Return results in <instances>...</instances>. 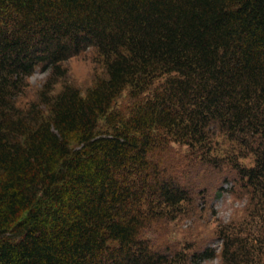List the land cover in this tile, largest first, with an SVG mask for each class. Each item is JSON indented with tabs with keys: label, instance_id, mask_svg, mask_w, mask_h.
Listing matches in <instances>:
<instances>
[{
	"label": "trees",
	"instance_id": "trees-1",
	"mask_svg": "<svg viewBox=\"0 0 264 264\" xmlns=\"http://www.w3.org/2000/svg\"><path fill=\"white\" fill-rule=\"evenodd\" d=\"M223 180L247 206L220 247L169 244ZM216 257L264 264V0H0V264Z\"/></svg>",
	"mask_w": 264,
	"mask_h": 264
},
{
	"label": "rangeland",
	"instance_id": "rangeland-1",
	"mask_svg": "<svg viewBox=\"0 0 264 264\" xmlns=\"http://www.w3.org/2000/svg\"><path fill=\"white\" fill-rule=\"evenodd\" d=\"M68 68L67 82L76 85L83 91L92 87L96 80L104 75V66L101 58L93 51L89 50L76 57L71 58L66 62ZM47 72L37 70L29 77L28 82V97L31 98L37 91L45 78ZM63 82L56 85V90L63 88ZM127 92L121 97L120 102L124 101ZM247 165L252 164V159L243 160ZM222 187L226 188L222 196H215L211 189L205 200L198 199L196 215L192 219L180 220L177 224H172L170 233L173 234L169 244L173 247L177 246L178 241L188 239V242L197 241L205 243L204 246L220 247L221 239L217 235L216 229L220 224L229 223L234 217H239L243 214L246 208V198H237L231 192L232 181L223 180ZM205 201V202H204ZM190 245V244H189ZM182 245H179V247ZM203 246V247H204ZM194 264H222L219 257L214 259H205L195 262Z\"/></svg>",
	"mask_w": 264,
	"mask_h": 264
}]
</instances>
